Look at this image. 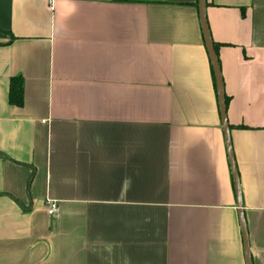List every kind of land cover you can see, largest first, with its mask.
<instances>
[{
	"label": "crops",
	"instance_id": "obj_1",
	"mask_svg": "<svg viewBox=\"0 0 264 264\" xmlns=\"http://www.w3.org/2000/svg\"><path fill=\"white\" fill-rule=\"evenodd\" d=\"M204 3L226 132L198 0H0V264H247L226 136L264 264V0Z\"/></svg>",
	"mask_w": 264,
	"mask_h": 264
},
{
	"label": "water",
	"instance_id": "obj_2",
	"mask_svg": "<svg viewBox=\"0 0 264 264\" xmlns=\"http://www.w3.org/2000/svg\"><path fill=\"white\" fill-rule=\"evenodd\" d=\"M199 3V8H200V20H201V25H202V30L205 36V43H206V48L209 54L210 61L213 66V73H214V78H215V84H216V89L218 93V105L220 109V113L222 116V127L224 132H226L228 125H227V120H226V113H225V99H224V89L223 85L220 79V69L218 65V61L216 58V55L213 50V45H212V40L210 38V34L208 31V28L205 23V3L204 0H198ZM226 142H227V147H228V156L230 159V165L232 168V176L234 179V184L236 188V193H237V207L239 209V220H240V226L242 229V234H243V239H244V247H245V258H246V263L247 264H252L251 257H250V250H249V240H248V233L246 230V227L244 225V221L242 218V212H241V192H240V184L239 180L237 179V172H236V166L234 163V160L231 155V145H230V140L226 136Z\"/></svg>",
	"mask_w": 264,
	"mask_h": 264
},
{
	"label": "trees",
	"instance_id": "obj_3",
	"mask_svg": "<svg viewBox=\"0 0 264 264\" xmlns=\"http://www.w3.org/2000/svg\"><path fill=\"white\" fill-rule=\"evenodd\" d=\"M216 47V44H213ZM213 67V66H212ZM217 92V90H216ZM9 102L12 105L20 106L23 102V85L20 77L10 79L9 85Z\"/></svg>",
	"mask_w": 264,
	"mask_h": 264
},
{
	"label": "built area",
	"instance_id": "obj_4",
	"mask_svg": "<svg viewBox=\"0 0 264 264\" xmlns=\"http://www.w3.org/2000/svg\"><path fill=\"white\" fill-rule=\"evenodd\" d=\"M58 213V206L55 201L47 200L46 214L49 217L55 216Z\"/></svg>",
	"mask_w": 264,
	"mask_h": 264
}]
</instances>
